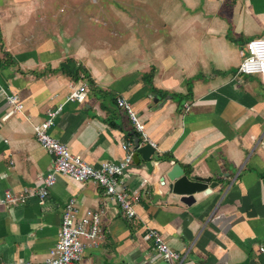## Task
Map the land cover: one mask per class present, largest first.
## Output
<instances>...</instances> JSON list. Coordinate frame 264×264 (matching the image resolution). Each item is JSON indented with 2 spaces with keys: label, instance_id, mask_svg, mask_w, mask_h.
<instances>
[{
  "label": "crops",
  "instance_id": "crops-1",
  "mask_svg": "<svg viewBox=\"0 0 264 264\" xmlns=\"http://www.w3.org/2000/svg\"><path fill=\"white\" fill-rule=\"evenodd\" d=\"M84 2L0 0V198L35 189L52 169L34 126L63 103L52 136L94 166L133 150L127 185L140 191L133 218L105 208L86 264H170L144 237L153 228L184 264H264V83L238 73L247 42L264 37V0H122L98 11ZM81 81L87 98L66 101ZM118 97L145 124L149 158ZM174 169L218 184L175 193ZM73 197L82 213L104 192L59 175L45 204H0V264L46 259Z\"/></svg>",
  "mask_w": 264,
  "mask_h": 264
},
{
  "label": "built area",
  "instance_id": "built-area-1",
  "mask_svg": "<svg viewBox=\"0 0 264 264\" xmlns=\"http://www.w3.org/2000/svg\"><path fill=\"white\" fill-rule=\"evenodd\" d=\"M238 73L260 75L264 83V37L253 38L247 42ZM88 89L86 81L72 85L66 101H84ZM5 94L14 111L24 110V104L17 93L6 91ZM117 104L126 109L141 137L154 145L145 132V124L140 120L132 104L122 97H118ZM63 108L64 104L61 103L50 109L46 117L34 126L38 142L53 157L52 169L42 177L41 184L35 189L27 187L20 193L7 190L0 198V204H24L31 196H36L40 204H45L59 175H66L80 182L93 181L103 189V204L97 209L88 208L81 213L76 198H70L64 206L58 238L49 250L48 257L42 261H27L25 264H86L84 256L87 248L98 247L103 240V215L109 203L116 204L128 218L137 215L135 205L140 191L130 190L127 185L128 171L133 163V150H127L125 157L119 161H104L99 166L88 163L50 132ZM184 108L189 110V104L186 103ZM132 145V141L125 143L126 147H133ZM144 237L153 239L155 248L165 261L170 264H184L185 255L173 249L159 230L150 229ZM260 249L264 252V243Z\"/></svg>",
  "mask_w": 264,
  "mask_h": 264
},
{
  "label": "water",
  "instance_id": "water-1",
  "mask_svg": "<svg viewBox=\"0 0 264 264\" xmlns=\"http://www.w3.org/2000/svg\"><path fill=\"white\" fill-rule=\"evenodd\" d=\"M137 143L139 142V139L136 141ZM154 150L152 145L149 143L148 145L144 146L141 148V151H144L146 155L144 157L149 158L150 153ZM136 153V157H137ZM171 179L173 180L170 187L175 193L179 194H185V195H190V194H195L197 191L200 190H207L208 188H213L215 187L218 182L217 181H212L211 182V177L212 176H206V177H199L195 176L194 179L189 178L187 175L184 174V171L181 169H174L172 173L170 174Z\"/></svg>",
  "mask_w": 264,
  "mask_h": 264
},
{
  "label": "rangeland",
  "instance_id": "rangeland-1",
  "mask_svg": "<svg viewBox=\"0 0 264 264\" xmlns=\"http://www.w3.org/2000/svg\"><path fill=\"white\" fill-rule=\"evenodd\" d=\"M73 1V0H72ZM85 2L82 3V5L84 6H87L89 9L91 7H95V10L98 11L96 9V7H99V6H107L108 4L109 5H112V6H118V5H123V2L120 4L119 2L122 1V0H92L93 1V4L91 2V0H84ZM98 1V2H97ZM79 4L78 5H81V2L82 0H78ZM129 2V0H127V3ZM124 5H125V2H124Z\"/></svg>",
  "mask_w": 264,
  "mask_h": 264
}]
</instances>
